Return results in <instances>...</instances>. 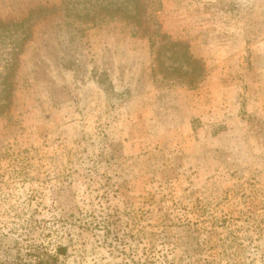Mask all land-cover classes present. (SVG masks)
I'll list each match as a JSON object with an SVG mask.
<instances>
[{"label":"rangeland","instance_id":"374dc122","mask_svg":"<svg viewBox=\"0 0 264 264\" xmlns=\"http://www.w3.org/2000/svg\"><path fill=\"white\" fill-rule=\"evenodd\" d=\"M67 1L0 0V264H264V0Z\"/></svg>","mask_w":264,"mask_h":264},{"label":"trees","instance_id":"16d2710c","mask_svg":"<svg viewBox=\"0 0 264 264\" xmlns=\"http://www.w3.org/2000/svg\"><path fill=\"white\" fill-rule=\"evenodd\" d=\"M66 5H71L74 7L77 5V3L76 1L70 0L66 2ZM151 6H149V3H147L144 0H141V1L140 0H126V3L122 5H118L113 2L106 3L103 5V7H101L102 10H99V11L95 10L94 7L93 9H90L88 7L86 9L77 11L75 15L77 17L82 16V18L85 21H89V20L93 21L94 17H96L95 15H98L100 18H103L105 16L107 17V16H111L110 14H113V16L111 17L115 18L117 17L116 15L117 13H121L125 15L126 22L129 24H132L137 30L149 31L154 24H158V22L154 23V15H152V13L150 12ZM73 7H67V8L68 10L71 11L73 10ZM152 36L164 38L165 34L161 33L160 26H158L156 30H154ZM174 45L176 46L178 44L174 43ZM184 54L186 56L187 53L185 52ZM187 59H188L187 63L190 64V61H191V64L193 63L197 67L196 59H193L192 57H190V55L189 56L187 55ZM195 78H197V76ZM194 82H195V79H194ZM4 84L5 86L3 87L1 91L4 92L5 94L7 93L10 85L9 84L7 85V82H5Z\"/></svg>","mask_w":264,"mask_h":264}]
</instances>
